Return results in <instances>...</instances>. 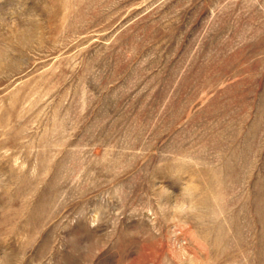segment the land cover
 Returning <instances> with one entry per match:
<instances>
[{"label": "rangeland", "instance_id": "rangeland-1", "mask_svg": "<svg viewBox=\"0 0 264 264\" xmlns=\"http://www.w3.org/2000/svg\"><path fill=\"white\" fill-rule=\"evenodd\" d=\"M0 264H264V0H0Z\"/></svg>", "mask_w": 264, "mask_h": 264}]
</instances>
